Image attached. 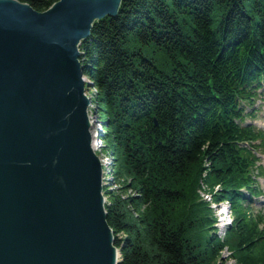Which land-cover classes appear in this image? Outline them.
Returning <instances> with one entry per match:
<instances>
[{"label":"trees","instance_id":"trees-1","mask_svg":"<svg viewBox=\"0 0 264 264\" xmlns=\"http://www.w3.org/2000/svg\"><path fill=\"white\" fill-rule=\"evenodd\" d=\"M17 1L43 12L58 0ZM78 47L116 140L115 179L140 194L105 204L118 264H212L229 242L195 193L205 171L233 205L236 252L264 264L249 206L264 132L245 111L264 91V0H122Z\"/></svg>","mask_w":264,"mask_h":264},{"label":"water","instance_id":"water-1","mask_svg":"<svg viewBox=\"0 0 264 264\" xmlns=\"http://www.w3.org/2000/svg\"><path fill=\"white\" fill-rule=\"evenodd\" d=\"M121 1L0 0V264L120 261L78 46Z\"/></svg>","mask_w":264,"mask_h":264},{"label":"rangeland","instance_id":"rangeland-1","mask_svg":"<svg viewBox=\"0 0 264 264\" xmlns=\"http://www.w3.org/2000/svg\"><path fill=\"white\" fill-rule=\"evenodd\" d=\"M149 52V51H148ZM152 54H155L154 51H151ZM150 54V52H149ZM85 82L84 89L85 95L87 98H91L93 100L90 101V112H97V114L90 113V117L96 116L94 120L96 121L95 124L97 125V129H101L102 133H108L107 126L103 123V114L100 112L99 102L97 100V90L95 89L94 83L91 81L89 77L83 79ZM88 88H91L93 91H87ZM261 93L258 94L256 99L254 100V104L252 106L245 105V111L250 115L246 118V122L248 124L254 125L257 129H260L264 132V91H260ZM99 112V113H98ZM96 135V134H95ZM102 138V139H101ZM100 140V145L98 149H96V153L105 161V165L102 166L103 173H104V186H103V197L105 199V204L111 202V194L119 195L123 198L133 197L137 199L140 194L136 191H132L129 189V185L132 184V180L130 178L127 179L126 182L127 186H118V183L115 179V166H116V158H115V151L116 149V140L115 138L111 137L110 139H105L103 136L97 138L95 140ZM259 144V143H258ZM104 153V154H103ZM104 156H103V155ZM259 164L263 166L261 170V174L257 175V183L260 189L262 190L261 194L252 198L250 200V208L253 216H261L264 222V142L260 143L259 145ZM208 167V164H205V168ZM207 171H205L196 185L195 193L198 197L203 200L206 204L209 205L210 214L212 217L213 228H214V235H216L222 242H227L220 252V254L213 259L212 264H249L246 254L247 253H239L236 252V243L234 245V239L228 238L229 228L233 226L235 216L233 211V205L223 200V192L220 185H210L207 182ZM258 174V173H257ZM124 179L123 177L121 180ZM124 183V182H123ZM193 187V185L191 186ZM190 187V188H191ZM104 189L106 191H104ZM132 214L138 217V213L131 209ZM261 227H263L261 225Z\"/></svg>","mask_w":264,"mask_h":264},{"label":"bare ground","instance_id":"bare-ground-1","mask_svg":"<svg viewBox=\"0 0 264 264\" xmlns=\"http://www.w3.org/2000/svg\"><path fill=\"white\" fill-rule=\"evenodd\" d=\"M103 19V18H102ZM101 20V19H100ZM97 21H99V20H96L95 22H97ZM95 22H93L92 23V26H93V24L95 23ZM92 28V27H91ZM90 35V34H89ZM82 65V64H81ZM83 66V65H82ZM84 68V67H83ZM85 77V76H84ZM83 77V78H84ZM87 91H89V92H92L93 90L91 89V88H88L87 89ZM90 99V101L91 100H93L92 99V97L91 98H89ZM89 108H90V105L88 106V109H87V114H88V118H89V123H90V129H89V131H90V134H91V137H92V144H93V147H94V149H95V152H96V149H98V146L100 145L99 143H100V140L98 139V140H95V137L97 136V138H99L100 136H103L104 137V133H102V130L101 129H97V125L95 124V120H94V118L96 117V116H92V118L90 117V113H92V112H90V110H89ZM100 110V109H99ZM101 112V111H100ZM99 113V112H98ZM92 114H97V112L95 111V112H93ZM96 134V135H95ZM102 139V138H101ZM104 154V153H103ZM102 154V155H103ZM96 155H97V153H96ZM98 156V155H97ZM104 156V155H103ZM99 160H100V162H101V164H102V166L103 165H105L106 163H105V161L100 157V155H99ZM103 181H104V176H103ZM104 184V183H103ZM107 213V212H106ZM113 237H114V234H113ZM115 248L116 249H118V250H120V252H121V254H120V257H119V259H120V261H121V259H122V250L120 249V248H117L116 246H115ZM119 261V262H120ZM118 262V263H119ZM117 263V264H118Z\"/></svg>","mask_w":264,"mask_h":264}]
</instances>
